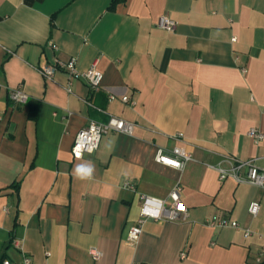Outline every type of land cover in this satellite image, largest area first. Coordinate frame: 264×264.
<instances>
[{"label": "crops", "instance_id": "obj_1", "mask_svg": "<svg viewBox=\"0 0 264 264\" xmlns=\"http://www.w3.org/2000/svg\"><path fill=\"white\" fill-rule=\"evenodd\" d=\"M161 16L174 32L158 27ZM55 58L95 66L101 88L68 86L62 71L44 78L39 69ZM18 87L29 106L9 100ZM0 116V261L19 264L21 250L36 264L264 260V190L221 181L215 169L253 160L264 170V141L247 135L264 132V0H0ZM110 117L135 124L133 134L108 133L73 158L79 130ZM174 147L193 158L182 172L154 160ZM79 166L93 168L90 179L78 178ZM178 181L188 218L147 221L130 244L140 195L164 199Z\"/></svg>", "mask_w": 264, "mask_h": 264}, {"label": "built area", "instance_id": "obj_2", "mask_svg": "<svg viewBox=\"0 0 264 264\" xmlns=\"http://www.w3.org/2000/svg\"><path fill=\"white\" fill-rule=\"evenodd\" d=\"M158 27L167 32H174L176 29V22L167 16H161L157 22ZM53 50H57V46L50 44ZM62 71L68 78V86H70L73 79L83 80L90 90H99L103 80V73L95 66L88 70L80 71L77 68L76 58H70L67 61H62L55 58L51 63L42 66L39 69L40 74L50 80L54 74ZM70 91V89H68ZM9 100L16 105H26L29 98L28 95L20 88H15L9 92ZM109 100L116 99V95L109 94ZM122 102L130 103L127 96L121 97ZM1 121V116H0ZM135 129V124L126 122L116 117H110L106 123H98L91 121L87 126L79 130L76 134L72 144L71 153L73 158L79 159L86 154H93L99 147L103 136L108 133H120L132 135ZM247 135L253 140L255 144L264 141V132L252 128L247 132ZM191 154L183 148L174 147L170 151L159 148L156 150L154 160L156 163L165 165L182 172L186 165L192 161ZM245 169L242 173L241 170ZM221 181L228 178L233 179L237 184H248L264 190V170L259 169L253 160L232 162L230 167L224 168L221 166L215 167ZM123 188L134 192L135 186L125 183ZM182 185L178 181L167 197L158 199L149 195H140V209L135 223L129 227L126 233V240L135 245L139 240L143 227L147 221H184L188 218V210L181 200ZM260 206L257 201H252L248 208V214L256 217L259 213ZM206 225L211 228H235L240 229V225L236 221H229L226 219H207ZM245 236H250L253 231L243 228ZM19 249L18 243L14 242ZM89 254L94 261L101 258L102 252L96 249H90ZM186 258V252L180 253V259ZM0 264H12L8 259H3ZM19 264H36L30 256L21 250V261Z\"/></svg>", "mask_w": 264, "mask_h": 264}, {"label": "clouds", "instance_id": "obj_3", "mask_svg": "<svg viewBox=\"0 0 264 264\" xmlns=\"http://www.w3.org/2000/svg\"><path fill=\"white\" fill-rule=\"evenodd\" d=\"M76 172H77L78 178H80V179H90L91 175H92V172H93V168H91V167L85 168L83 166H79V167H77Z\"/></svg>", "mask_w": 264, "mask_h": 264}, {"label": "trees", "instance_id": "obj_4", "mask_svg": "<svg viewBox=\"0 0 264 264\" xmlns=\"http://www.w3.org/2000/svg\"><path fill=\"white\" fill-rule=\"evenodd\" d=\"M30 101H28L27 102V105L29 106L30 105ZM31 118H34L35 117V111H34V109L33 108H30V115H29ZM255 264H264V260H262V261H259V262H257V263H255Z\"/></svg>", "mask_w": 264, "mask_h": 264}]
</instances>
